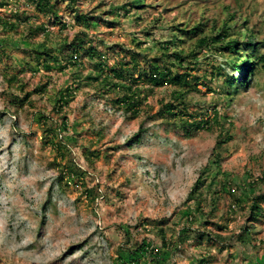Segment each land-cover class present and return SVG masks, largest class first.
<instances>
[{"label":"rangeland","instance_id":"rangeland-1","mask_svg":"<svg viewBox=\"0 0 264 264\" xmlns=\"http://www.w3.org/2000/svg\"><path fill=\"white\" fill-rule=\"evenodd\" d=\"M131 1L79 0L84 12L103 20L88 29V40L97 43L109 66L131 61L133 51L159 56L161 42L197 24L209 37L225 27L239 42H256L252 60L264 55V0H143L142 7L128 5ZM15 10L34 14L33 22L47 20L23 0L0 7V17L14 20ZM63 21L65 29L49 28L51 47L61 58L60 46L83 31L70 13ZM26 28L0 26V264H156L148 252L138 261L128 259V249L138 244L157 246L164 257L159 264H199L208 253L211 264H264V202L259 219L248 218L252 198L264 193V63L257 65L251 86L237 83L230 99L225 80L235 73L231 55L219 45L196 47L199 36L182 34L181 46L196 54L185 68L200 80L186 94L187 105L174 108L176 117L164 115L163 108L172 101L174 86L155 88L132 119L112 105L113 93L101 97L82 81L64 109L69 130L59 131L58 139L70 150L63 149L67 161H61L48 142L52 134L45 138L47 127L34 116L42 110L53 117V127L60 125L51 103L72 85L74 75L38 65L34 49L44 36L29 38ZM242 53L246 58L251 51ZM91 66L86 62L82 76ZM211 71L221 76L210 81ZM41 84H47L45 92L14 103ZM215 111L211 129L184 128L187 114L201 119ZM141 130V142L129 146ZM226 136L232 139L214 149ZM70 162L84 172L83 181L61 179V166ZM205 166L207 185L197 193L202 209L195 211L188 196ZM224 182L231 185L222 189ZM239 199L242 203L232 207ZM157 226L174 239L171 248L163 247ZM198 231L210 232L213 241L180 245L175 237Z\"/></svg>","mask_w":264,"mask_h":264},{"label":"trees","instance_id":"trees-1","mask_svg":"<svg viewBox=\"0 0 264 264\" xmlns=\"http://www.w3.org/2000/svg\"><path fill=\"white\" fill-rule=\"evenodd\" d=\"M142 1L143 0H133L128 5L142 7L144 5ZM14 2L20 3L21 0H0V7H8ZM23 3L27 6H34L36 9V16L43 14L47 20H36V22H33L34 14H29L27 10H23L22 14H19L18 10H15V13H17L15 17L16 19L12 20L11 18L0 17V26L16 31L20 25L25 24L29 33H32V36H29V38L42 34L44 39L41 42L40 47L34 49L35 58L37 59L36 63L40 66H45L49 71L56 70L59 72H65L71 70L74 75L72 85L64 88L59 96L54 98L51 103V110L53 113H57L58 116H61L60 125L53 127V117L42 110H38L34 116L35 123L41 125L43 128L47 127L43 130L44 132L47 131L46 134L44 133V137H47L48 132L52 134L49 135L50 138L48 137V142L52 148L58 150L61 161H65L67 158L63 149L67 151L70 150L68 148L65 149L66 146L61 144L63 142L62 139H58L59 131L67 132L69 130L68 118L66 114H64V109L69 105L70 101L74 99L76 91L82 86V81H87L88 85H93L95 93L98 92L101 97L113 93L115 96L111 99L112 105L115 104L118 108L129 113L130 118L132 119L137 118L140 115V107L142 103L153 93L155 88L164 87L166 85L174 86L176 87L174 97L172 101L166 102V104L163 105V108L164 115L168 114L171 117H176L178 116V112H174V108L181 104L184 106L185 104L187 105L186 94L197 89L196 85L200 80L198 76L191 72L192 69H190V71L189 68H185L189 58L192 56L194 57L196 54L194 50L187 51L181 46L185 41L184 38H182V34L188 37L199 36L196 38V47L219 45L217 48L225 50L231 55L232 58L230 63L234 66L237 76L234 73L225 80L226 93L230 95V99L237 91V83L243 84L247 87L251 86V76L254 75L257 65L264 63V55L255 60L250 58L253 52L258 51V44L256 42H252L251 40L239 42L238 39L232 38V34L229 33L227 30L228 28L225 27L219 30L218 34L209 37L203 35V28L197 24L189 29L183 28L181 29L182 34L175 33L170 40L161 42L158 53L159 56H147L144 51L138 50L136 52L133 51L135 54L131 61L128 62V60L125 59L114 66H109L107 56L97 43L94 40H92L93 43L88 40V29L95 28L97 23L102 20L101 16L90 15L89 12H84V10L78 5L79 0H23ZM125 7L126 5L118 9H125ZM126 11L128 12L130 10L126 9ZM64 13H70L74 17V21L82 26L83 31L77 33L72 39L67 40V42L60 46V52L65 54V58H61L59 54H54V50L51 47V31L49 28L50 26L60 24V29H65L67 24L63 21ZM140 43H137L138 47L141 46ZM240 43L242 46L239 45ZM112 47L114 48V45ZM107 48L109 49L110 47ZM122 48L128 51L131 50L124 48V46ZM248 50L251 51L250 56L244 58L245 54L242 52ZM86 62L91 63L92 66L88 74L82 76ZM180 68H182V71H179ZM211 73L212 76L210 81H213L215 77L218 78L221 76L219 75V72L211 71ZM13 79H15L18 85L20 84V81L17 80L16 76H13ZM193 81H195V85L192 84ZM183 83L187 84L186 88L180 87ZM203 84H206V82H203ZM46 88L47 84H41V86L36 87L33 92H27L21 98L16 96L14 99L16 101H14V103L18 101L20 103H28L32 94L43 93L46 91ZM209 89L212 90L211 87ZM187 115L188 116L183 119V125L186 130H189L191 127L195 130L211 129L214 126H212L213 121H211L210 118L217 116L218 111H215L213 116L208 114L207 118L201 119H198L193 114ZM141 132L142 130L134 134V136L128 141L129 146L141 142ZM226 139L227 140L222 138L218 139L214 149L222 147L223 143L232 138L226 136ZM218 159L219 155L215 159V162H217ZM61 169V179L67 178L71 183L74 181V177L77 176L79 180H84V172L74 162L63 164ZM209 171V167L205 166L193 185V188L189 192L188 200H195V211H201L202 209L201 200L197 198V193L201 188L207 185L208 180L205 178V174L206 172L209 173ZM215 177L216 176L213 178ZM254 183L256 182L254 181ZM213 184V181L208 183L210 188H212ZM227 185H231V183L227 184V182H224V187H222V189H226ZM252 186L254 187L255 185L252 184ZM215 192L219 193L220 190L215 189ZM263 202L264 193H258L252 198L248 217L249 221L255 223V220H258L262 215ZM237 203L242 202L239 199L232 207H236ZM195 211L193 213H195ZM190 218L191 220L195 219L192 215H190ZM219 227L222 229V226ZM157 229L158 234L161 235L163 247L171 248L174 239L167 237L164 228L157 226ZM245 229L248 231L247 228ZM175 237L178 238L180 245H183L186 242H194V239L197 240L198 245H201L205 239L209 241H213L214 239L211 233L206 231H198L193 237L182 232L181 235ZM150 247L151 246L147 244H138L135 247L128 249L130 253L128 259L131 261H138L141 254L148 252L153 257V260L157 261L156 264H159L164 259L159 251L160 249L157 246ZM157 251L159 252L157 253ZM210 255L211 253L201 256L199 264L213 263V256Z\"/></svg>","mask_w":264,"mask_h":264}]
</instances>
